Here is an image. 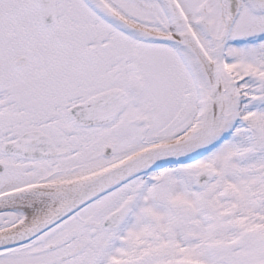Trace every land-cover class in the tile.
<instances>
[{
    "label": "snow or ice",
    "instance_id": "6c2138e0",
    "mask_svg": "<svg viewBox=\"0 0 264 264\" xmlns=\"http://www.w3.org/2000/svg\"><path fill=\"white\" fill-rule=\"evenodd\" d=\"M0 264H264V0H0Z\"/></svg>",
    "mask_w": 264,
    "mask_h": 264
}]
</instances>
